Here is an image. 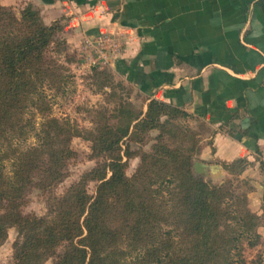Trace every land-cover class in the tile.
Instances as JSON below:
<instances>
[{
    "label": "trees",
    "instance_id": "trees-1",
    "mask_svg": "<svg viewBox=\"0 0 264 264\" xmlns=\"http://www.w3.org/2000/svg\"><path fill=\"white\" fill-rule=\"evenodd\" d=\"M62 27L45 24L31 4L17 15L0 3V163L13 158L12 176L0 168V243L9 229L17 230L11 264H45L51 257L52 264H236L233 252L243 241L254 246L260 239L264 205L258 215L248 207L247 192L194 174L200 140L183 122L189 116L182 108L156 99H143L139 108L121 99L99 114L93 131L47 118L38 145L12 148L34 129L25 116L29 108L49 110L45 83L69 78L54 55L66 50ZM93 72L105 75L102 88L112 87L110 72ZM152 132L155 143L145 152ZM74 137L91 143L96 166L63 195L49 197L48 215H24L33 188L52 194L64 181ZM131 143L140 148L132 150ZM137 155L140 165L128 176ZM246 166L245 159L223 164L230 176ZM89 181L96 183L95 195L87 192Z\"/></svg>",
    "mask_w": 264,
    "mask_h": 264
},
{
    "label": "crops",
    "instance_id": "crops-1",
    "mask_svg": "<svg viewBox=\"0 0 264 264\" xmlns=\"http://www.w3.org/2000/svg\"><path fill=\"white\" fill-rule=\"evenodd\" d=\"M28 4L73 35L108 36L107 68L150 101L182 108L200 140L195 161L245 159L249 209L264 205V0H0ZM146 109V107L144 108Z\"/></svg>",
    "mask_w": 264,
    "mask_h": 264
},
{
    "label": "rangeland",
    "instance_id": "rangeland-1",
    "mask_svg": "<svg viewBox=\"0 0 264 264\" xmlns=\"http://www.w3.org/2000/svg\"><path fill=\"white\" fill-rule=\"evenodd\" d=\"M13 9L17 15L20 14L21 8ZM56 22H60L61 26L63 25L60 35L65 41L66 50L64 53L54 55L68 69L67 75L69 78L66 82L57 83L56 85L45 83L43 92L47 98L49 110L41 113L29 108L30 111H27L25 116L27 119L32 120L34 129L29 134L25 132L23 137L13 140L12 148L14 149L25 150L38 145V134L47 118L57 119L62 124H69L82 132H88L96 128L99 114L103 111L113 110L121 99L131 102L139 108L143 105L144 98L132 88L133 86L116 78L109 71L107 68L109 66L108 53H101L95 43L85 44L86 39H96L98 36L79 38L71 33L74 29L69 25L68 20L64 22L57 20ZM113 39H111L112 42H114ZM94 69L110 72L113 75L112 87L102 88L103 83L106 81L105 75H96V72H93ZM150 135L146 138L142 147L145 152L151 151V146L155 143L156 132H152ZM6 146L7 144L2 146V149L7 150ZM123 148L125 149V145H123ZM131 148L132 150H138L140 146L131 143ZM70 149L75 153V156L69 160L64 181L53 189L52 194L33 188L25 198V203L22 207L24 215L39 217L48 215L49 197L63 195L68 188L78 183L88 171L96 166V161L91 159V143L89 141L84 140L82 137H74L71 139ZM140 160V155L129 160L126 170L128 176H132L137 171ZM0 168L4 170L6 175L12 176L13 158L1 161ZM242 174L239 176L227 174L225 177H214L213 175L203 177L206 181H211L214 184H228V186H232V189L242 195L251 188L247 178H241ZM95 191L96 183L89 181L87 183L88 194L95 195ZM164 195H167V192H164ZM257 232L260 234V239L256 245L250 246L248 241L244 240L241 246L233 252L236 264H264V224L257 229ZM17 239V230L15 228L9 229L6 240L0 243V264L12 263L13 246ZM62 250V248H59L58 252ZM53 261L54 257H51L45 264H52ZM126 264H132L130 259L127 260Z\"/></svg>",
    "mask_w": 264,
    "mask_h": 264
},
{
    "label": "water",
    "instance_id": "water-1",
    "mask_svg": "<svg viewBox=\"0 0 264 264\" xmlns=\"http://www.w3.org/2000/svg\"><path fill=\"white\" fill-rule=\"evenodd\" d=\"M192 170L195 175L207 177L209 175L214 176L217 171H221V167L218 165H208L201 161H194Z\"/></svg>",
    "mask_w": 264,
    "mask_h": 264
},
{
    "label": "built area",
    "instance_id": "built-area-1",
    "mask_svg": "<svg viewBox=\"0 0 264 264\" xmlns=\"http://www.w3.org/2000/svg\"><path fill=\"white\" fill-rule=\"evenodd\" d=\"M112 38L108 37V36H102V37H97L90 39H86L85 44H92L95 43L98 47L101 53H107L113 49L116 48V43L113 39L114 42H112L111 40Z\"/></svg>",
    "mask_w": 264,
    "mask_h": 264
}]
</instances>
